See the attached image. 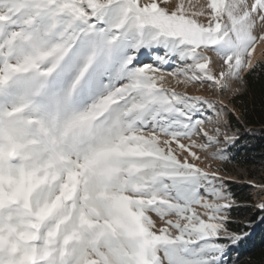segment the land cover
Returning <instances> with one entry per match:
<instances>
[{
    "label": "snow or ice",
    "instance_id": "snow-or-ice-1",
    "mask_svg": "<svg viewBox=\"0 0 264 264\" xmlns=\"http://www.w3.org/2000/svg\"><path fill=\"white\" fill-rule=\"evenodd\" d=\"M264 0H0V264H238L222 100L264 67ZM237 213H251L241 222Z\"/></svg>",
    "mask_w": 264,
    "mask_h": 264
},
{
    "label": "trees",
    "instance_id": "trees-1",
    "mask_svg": "<svg viewBox=\"0 0 264 264\" xmlns=\"http://www.w3.org/2000/svg\"><path fill=\"white\" fill-rule=\"evenodd\" d=\"M245 87V91L233 99L235 111L229 114V122L232 128L240 129L243 146L239 157L247 164L258 162L264 166V67L247 77ZM243 215L246 213H237V217ZM233 255L238 257V264H264V227L257 228L252 238Z\"/></svg>",
    "mask_w": 264,
    "mask_h": 264
},
{
    "label": "rangeland",
    "instance_id": "rangeland-1",
    "mask_svg": "<svg viewBox=\"0 0 264 264\" xmlns=\"http://www.w3.org/2000/svg\"><path fill=\"white\" fill-rule=\"evenodd\" d=\"M264 62V58L258 63ZM235 87H239L240 91L233 94L228 93L226 95H218L211 91L200 92L198 94L208 96L211 99L222 100L224 104L228 106L229 109L235 111V106L233 104V99L236 95L242 94L245 91V83L242 85H236ZM233 111L228 112L225 123L229 126V114ZM229 131H235L234 128L230 127ZM241 137V134H240ZM243 144L240 142L234 146L231 150V155L235 157L234 160L225 162L221 160L213 161V165L215 167H220L225 169L222 173L226 178L231 181V186L233 191L236 193L238 198L245 200L247 198L248 203H256L259 202L261 196L259 192L252 188L249 185V182H254L255 184H264V166L261 163L256 162L255 164H247L243 158H240L238 155L239 150L242 148ZM251 217V213H246V215L238 216L237 218L244 222L246 219ZM236 255H233L234 258Z\"/></svg>",
    "mask_w": 264,
    "mask_h": 264
},
{
    "label": "bare ground",
    "instance_id": "bare-ground-1",
    "mask_svg": "<svg viewBox=\"0 0 264 264\" xmlns=\"http://www.w3.org/2000/svg\"><path fill=\"white\" fill-rule=\"evenodd\" d=\"M264 58V45L258 46L256 53V61H261Z\"/></svg>",
    "mask_w": 264,
    "mask_h": 264
}]
</instances>
